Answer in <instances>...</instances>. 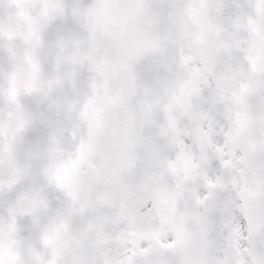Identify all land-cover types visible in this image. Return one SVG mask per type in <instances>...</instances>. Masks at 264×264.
Returning <instances> with one entry per match:
<instances>
[{
	"label": "snow or ice",
	"instance_id": "obj_1",
	"mask_svg": "<svg viewBox=\"0 0 264 264\" xmlns=\"http://www.w3.org/2000/svg\"><path fill=\"white\" fill-rule=\"evenodd\" d=\"M0 264H264V0H0Z\"/></svg>",
	"mask_w": 264,
	"mask_h": 264
}]
</instances>
